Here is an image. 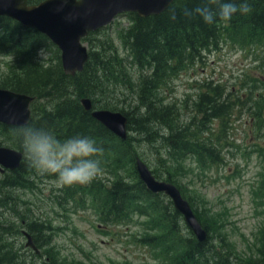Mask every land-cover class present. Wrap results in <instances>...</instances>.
Here are the masks:
<instances>
[{
  "label": "trees",
  "instance_id": "trees-1",
  "mask_svg": "<svg viewBox=\"0 0 264 264\" xmlns=\"http://www.w3.org/2000/svg\"><path fill=\"white\" fill-rule=\"evenodd\" d=\"M37 1L39 0H27L29 3ZM240 2L243 0H237L238 4ZM247 3L251 11L246 14L237 12L227 24L219 20L213 24H205L198 16L183 15L184 8L193 9L200 4V0H173L162 12L145 17L128 13L131 16L130 24L122 28L118 35L126 50L125 58H128L129 67L135 72L137 84L129 91L135 99V104L125 107L109 100L100 101V108L119 111L126 117L128 135L125 140L117 138L104 125L93 119L79 102L80 98L88 97L93 108L94 96H108L115 91V87L107 88L109 83L120 81L126 86L131 85L129 79L132 75L124 64L125 59L116 50L108 53L88 50L87 60L82 69L73 75H67L60 67L57 51L56 60L51 65L36 61L42 48L54 46L43 34L23 27L7 17H0V51L9 52L15 66L10 70V79L1 81L0 87L31 95L35 99L34 102L45 97L46 102L41 103L39 110L31 111L29 123L50 131L61 140L77 134L88 136L104 149L103 155L99 157L102 162V174L89 185H74L75 188L72 189L65 187L67 189H64V198L54 197L58 207L61 208L65 201L79 207H84L86 203L90 206L93 203L97 212L100 211L99 219L114 226L129 218L132 211L140 208L142 216L145 217L143 224L150 222L146 227L153 231L156 228L158 233L147 235L144 232L138 238V243L149 244L153 249L163 248L164 257H167L169 250L173 251V258L178 260L179 264H204L200 263L206 253L204 248L211 246L208 245V232L215 226L216 220L220 221V226H224L221 220L223 217L215 213L206 217V209L202 211V219L194 213L207 232L205 240L201 242H197L192 234V237L188 238L176 234L174 219L180 215L175 210L172 214H167L165 206L162 207L157 200L158 193L146 190L142 181L135 177L133 138L130 133L145 136V140L149 142L152 140L150 135L157 136L161 143L172 151L193 153L197 158V166L201 168L200 172L211 165L209 162L214 164L222 161L218 143L205 144V139L199 138L196 134L207 129L214 121H219V134L224 135L233 122L234 110L246 106L242 96L231 97L229 95L232 92L225 94L220 82L206 81L197 86L198 89L200 87L203 89L198 90L190 106V111H194L191 122L183 125L177 123L178 115L174 105L164 104L160 99L159 87L161 82L167 80L179 68L182 69L191 62L195 63L201 58V52L218 47L223 40L243 36L244 39H252L255 35L264 36V0H247ZM172 9L176 10L175 20L171 19ZM243 30L246 31L245 35L242 34ZM112 71L116 73L113 76ZM46 99L50 101L47 102ZM258 119L260 122L259 117ZM259 124L260 129H264V124L261 122ZM157 126L166 129L167 133L158 134L157 131H153V127ZM0 128L2 132L11 136L13 142L21 145L17 137V126L0 125ZM216 139L220 140L221 137L218 136ZM20 151L23 154V149ZM125 155L128 156L134 175L132 181L121 176L120 168L127 159ZM29 171L33 174L34 170L23 154L19 167L0 179V194L3 198L6 194L3 186L7 184L24 188L28 181V177L24 176ZM170 176L168 175V180ZM177 187L182 194L185 193L180 185ZM186 197L190 205H194L199 199L197 193L191 196L189 190ZM24 204V208L21 209L24 213L20 218L21 227L30 233L36 246L47 245L50 236L43 234L44 226L41 222L44 221L31 217V213L27 212L26 202ZM201 207L204 208L205 205L201 204ZM46 223H50V220ZM157 225L163 226V230ZM261 238L263 249L260 248L255 263L264 262V238ZM218 241L225 243L222 237H219ZM223 247L229 254L232 252L226 246ZM46 252L47 260L55 256L52 247L47 248ZM14 259L11 246L5 241H0V264L15 263ZM219 259L222 264H232L227 258L219 256Z\"/></svg>",
  "mask_w": 264,
  "mask_h": 264
},
{
  "label": "rangeland",
  "instance_id": "rangeland-1",
  "mask_svg": "<svg viewBox=\"0 0 264 264\" xmlns=\"http://www.w3.org/2000/svg\"><path fill=\"white\" fill-rule=\"evenodd\" d=\"M130 19L128 13H121L108 25L89 32L82 40L87 50L105 53L116 50L125 59L124 64L132 75L129 79L130 86L120 81L109 83L107 88L115 87L112 94L94 96L95 109H104L100 108V101L107 100L125 107L135 104V99L129 92L137 84L135 72L129 67L128 58H125L126 50L118 35L122 28L130 24ZM242 34L245 35L246 31L243 30ZM244 38L243 36L223 40L218 47L205 49L198 61L179 68L176 73L161 82L159 87L160 99L164 104L174 105L178 115L177 123L183 125L191 122L194 111H190V106L198 90L203 89L201 87L198 89L197 86L206 81L220 82L225 94L232 92L229 95L231 97L242 96L246 106L234 110L232 119L235 120L233 119L224 135L219 134V121H214L207 129L196 134L199 138L205 139V144L218 143L222 161L214 164L209 162L211 165L200 172L201 168L197 166V158L193 153L172 151L164 146L157 136L150 135L152 140L149 142L145 140V136L130 133L133 138L134 158L141 159L156 179L170 182L175 186L180 185L185 192L181 193L183 198L187 199L188 190L191 196L197 193L199 199L191 207L200 219L203 218V209L207 211L206 217L213 213L223 217L221 220L224 226H220V221L216 220L215 226L208 232V245L211 246L204 248L206 253L200 262L204 264H222L219 256L227 258L232 264L255 263L260 248L263 249L261 237L264 238V129H260L259 123L264 124V83L261 77L264 76V36ZM42 49L47 52V56L43 59L37 55L36 61L45 65L53 64L57 53L59 54L58 49L55 46H46ZM13 68L15 66L12 55L0 51V82L10 79V70ZM111 74L113 76L116 73L112 71ZM44 98L30 104V113L35 111L33 109L39 110L41 103L46 102ZM257 114L259 115L256 116ZM192 127L193 125L190 129ZM155 128L152 130L158 134L167 133L164 128L159 126ZM218 136L221 137L220 140L216 139ZM0 143L22 150L21 145L13 142L11 136L2 132L1 128ZM124 157L127 159L120 168L121 176L132 181L134 175L131 164L128 156ZM168 175H171L169 180ZM26 176L28 181L24 188L16 185L15 189L20 188L17 193L19 196H15L17 190L12 192L14 189L7 188L3 189L6 192L5 198L0 194V241H5L11 246L15 263L179 264L178 260L173 258V251L169 250L167 257H164L163 248L153 249L149 244L137 242L144 232L147 235L158 233L156 228L153 231L146 227L150 222L143 224L145 217L142 216L140 208L132 211L129 218L115 226L105 224L99 219L100 211L97 212L93 203L90 206L86 203L84 207H79L65 201L64 207H58L54 197L64 198V189H72L74 186L56 188L53 177L40 176L35 171L33 174L29 171L24 177ZM135 177L138 178L136 172ZM157 200L162 207L165 206L167 214L173 213L174 209L167 195L158 193ZM24 202L31 217L44 221L41 222L44 226L43 234L50 236L47 245L38 247V254L24 246L25 238L18 231L22 228L20 218L24 214L21 210L24 208ZM201 204L205 207L202 208ZM48 220L50 223H46ZM174 220L171 219L176 224V234L183 238L192 237L180 216H176ZM157 226L163 230V226ZM219 237L225 241L224 244L218 241ZM223 246L232 252L229 254ZM49 247L53 248L55 256L47 260L46 250Z\"/></svg>",
  "mask_w": 264,
  "mask_h": 264
},
{
  "label": "water",
  "instance_id": "water-1",
  "mask_svg": "<svg viewBox=\"0 0 264 264\" xmlns=\"http://www.w3.org/2000/svg\"><path fill=\"white\" fill-rule=\"evenodd\" d=\"M173 0H40L27 4L26 0H0V16L11 18L23 27L32 28L45 35L60 52L63 73L73 75L82 69L87 60V50L81 39L89 31L109 24L122 12H134L140 17L162 12ZM33 97L9 89L0 88V123L19 126L29 121V103ZM82 108L90 116L104 125L117 138L127 136L126 117L119 111L92 109L87 97L79 99ZM21 154L0 146V165L12 169L18 166ZM134 168L144 187L152 192L167 195L198 241L205 239L206 233L196 220L192 210L179 190L171 183L156 179L147 165L135 158ZM26 247L35 253L37 248L31 236L22 231ZM254 264V263H250ZM260 264H264L260 263Z\"/></svg>",
  "mask_w": 264,
  "mask_h": 264
},
{
  "label": "clouds",
  "instance_id": "clouds-1",
  "mask_svg": "<svg viewBox=\"0 0 264 264\" xmlns=\"http://www.w3.org/2000/svg\"><path fill=\"white\" fill-rule=\"evenodd\" d=\"M250 11L247 0L239 4L237 0H200L197 7L184 8L183 15L198 16L205 24L216 20L227 24L237 12ZM171 19H176L175 9L171 10ZM38 55L44 59L47 52L42 49ZM17 137L30 167L37 175L53 177L56 188L89 185L103 172L99 157L104 149L88 136L77 134L61 140L50 131L25 122L17 127Z\"/></svg>",
  "mask_w": 264,
  "mask_h": 264
},
{
  "label": "flooded vegetation",
  "instance_id": "flooded-vegetation-1",
  "mask_svg": "<svg viewBox=\"0 0 264 264\" xmlns=\"http://www.w3.org/2000/svg\"><path fill=\"white\" fill-rule=\"evenodd\" d=\"M261 77H262V80H263V83H264V76H261ZM18 150H19V149H18ZM16 169H17V168H16ZM9 172H10L9 169L1 168V167H0V176L4 177L5 174H7V173H9ZM2 177H1V178H2ZM2 185H3V183H2ZM3 188H5V189L7 188V189H10V190H11V189H14L12 192H15V191L17 190L15 196L18 195L17 193H18V190H19V189H15V188H16V185H11V186H9V185L6 184V186H3ZM10 190H8V192H9ZM20 230H21V229H19L18 231L20 232Z\"/></svg>",
  "mask_w": 264,
  "mask_h": 264
},
{
  "label": "bare ground",
  "instance_id": "bare-ground-1",
  "mask_svg": "<svg viewBox=\"0 0 264 264\" xmlns=\"http://www.w3.org/2000/svg\"><path fill=\"white\" fill-rule=\"evenodd\" d=\"M122 140H125V139H122ZM8 141H9V140H8ZM0 146H4V147H7V148H11V147H9V146L2 145L1 143H0ZM14 150L18 151V152L21 154V158H20V161H19L18 166H16L15 168H12L13 170L19 167V165H20V163H21V161H22V158H23V154H22V152H21L20 150H18V149H14Z\"/></svg>",
  "mask_w": 264,
  "mask_h": 264
}]
</instances>
